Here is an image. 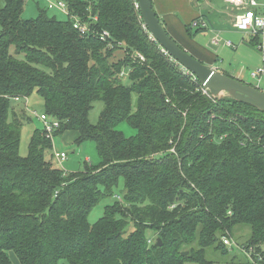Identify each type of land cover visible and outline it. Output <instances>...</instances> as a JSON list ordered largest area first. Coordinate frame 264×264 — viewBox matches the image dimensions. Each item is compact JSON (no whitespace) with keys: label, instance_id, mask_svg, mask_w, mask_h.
Returning <instances> with one entry per match:
<instances>
[{"label":"trees","instance_id":"trees-1","mask_svg":"<svg viewBox=\"0 0 264 264\" xmlns=\"http://www.w3.org/2000/svg\"><path fill=\"white\" fill-rule=\"evenodd\" d=\"M65 1L88 32L0 0V264H14L11 252L20 264H211L206 249L228 254L222 240L236 226L250 227L242 244L264 253V112L206 94L144 27L137 0ZM201 18L192 36L208 28H192ZM33 93L60 120L57 135L97 144V170L57 167L39 129L20 154L30 111L11 100ZM106 198L116 199L91 222Z\"/></svg>","mask_w":264,"mask_h":264},{"label":"rangeland","instance_id":"rangeland-1","mask_svg":"<svg viewBox=\"0 0 264 264\" xmlns=\"http://www.w3.org/2000/svg\"><path fill=\"white\" fill-rule=\"evenodd\" d=\"M206 1H208L212 7L215 9L216 17L213 18L217 23H223L222 28L219 29L221 32L219 34L224 41L230 40L235 46H216L211 43L212 38L216 35L212 32V24L209 22V13L206 15ZM222 0H201V8L204 11L206 19H200L201 22L204 20L209 24L205 31L195 33L197 40L206 48L214 52L218 59L214 62L215 68L221 69L226 72H232L236 77H243V81L250 83L251 72L255 68L262 64L261 55L255 47V42L252 40L251 36L233 29L228 24V17L225 14H220L223 12ZM49 0H32L26 2L22 16L24 18H35L39 15L41 10H45L50 17H57L59 20H66V16L62 14L56 8H48ZM217 10V11H216ZM208 11H210L208 9ZM219 12V13H218ZM195 30V29H194ZM189 52V51H188ZM192 54V53H191ZM194 56V54H192ZM196 57V56H194ZM199 59V58H197ZM202 61V60H201ZM205 63V62H203ZM261 88H264V80L261 82ZM205 92V91H204ZM208 94L207 92H205ZM27 103L30 109H36L39 113L45 112L43 102L37 97L36 93H33L26 99H21L20 101L11 100V109L15 111L23 112L24 104ZM102 110V103H97L95 108L90 114V119L96 121L99 118L100 111ZM125 133L130 134L132 129L128 124L121 125ZM39 129L43 130V123L37 117L28 113V119L24 122L21 135L20 144V154L27 156L29 153V144L34 132ZM55 137L54 142V153L55 152H65L67 158L65 160H59L54 156L53 161L57 167L66 172H93L98 169L101 163V156L99 154L97 144L92 140H87L81 144H77L78 132L74 130L64 131ZM89 158L90 161H87ZM87 162L93 167H88ZM84 174V173H83ZM122 185L120 188L116 189V195L121 196ZM116 198H106L101 203H99L90 213L89 220L95 222L102 216L104 208L107 204L113 202ZM242 227V228H241ZM227 235V234H226ZM234 235V236H233ZM233 237L236 242L242 247V243L247 241L251 235V229L248 226H236L233 230ZM214 244L206 249L205 257L211 264H249L248 255L243 251L238 245L230 247L228 254H223L221 251V246L216 247ZM190 248V247H187ZM264 248V247H263ZM11 259L14 264H20L19 258L14 252H11Z\"/></svg>","mask_w":264,"mask_h":264},{"label":"built area","instance_id":"built-area-1","mask_svg":"<svg viewBox=\"0 0 264 264\" xmlns=\"http://www.w3.org/2000/svg\"><path fill=\"white\" fill-rule=\"evenodd\" d=\"M25 1L28 2L32 0ZM222 1L227 6V8L232 13H234V21L232 23L234 29L250 35L252 40L255 42V47L261 55L262 64L252 70V80L249 84H252L256 88L264 91V88H261V82L264 80V0ZM135 4L136 8L139 10L137 1L135 2ZM48 8H56L62 14L70 18L74 28L79 29L84 33L89 31L90 27L88 22L83 21V19L79 15L73 14L65 0H49ZM92 18L95 20L97 19L96 16ZM191 26L192 28H199L202 26L207 27V23L204 20L202 22L201 20H197L194 21ZM144 27L146 28L145 25ZM109 35L110 33L107 30L100 32V37L102 39H107ZM211 43L216 46H235L230 40L224 41V39L219 34H216L212 38ZM132 57L142 62L146 60L145 56L138 51L134 52L132 54ZM120 75L121 77L126 78L128 72L123 70ZM237 78L243 80L242 75L241 77ZM204 91L206 92V90ZM26 107L32 115L37 116L43 122V132L45 137L55 142V137L57 136L62 126L60 120L50 117L45 112L39 113L36 109H30L27 105ZM55 156L61 161L67 158V154L65 152H55ZM87 161H90L89 158H87ZM118 198L122 199V196H118ZM222 242L228 248L233 247L234 245H238L248 255L249 264H264V253L257 251L254 247L246 248L244 245H242L241 247L231 236H224Z\"/></svg>","mask_w":264,"mask_h":264},{"label":"water","instance_id":"water-1","mask_svg":"<svg viewBox=\"0 0 264 264\" xmlns=\"http://www.w3.org/2000/svg\"><path fill=\"white\" fill-rule=\"evenodd\" d=\"M144 25L163 51L193 74L214 99L230 98L264 112V91L252 84L203 63L183 48L166 30L152 0H137ZM158 244L162 240L158 239Z\"/></svg>","mask_w":264,"mask_h":264},{"label":"crops","instance_id":"crops-1","mask_svg":"<svg viewBox=\"0 0 264 264\" xmlns=\"http://www.w3.org/2000/svg\"><path fill=\"white\" fill-rule=\"evenodd\" d=\"M154 8L159 16L161 22L165 26L168 33L187 51L194 54L196 58L202 60L210 66H214V62L217 58L214 52H211L208 48L204 47L198 40L197 37L189 34L187 27L191 22L199 16L204 19L205 14L201 8V0H152ZM206 1V15L209 13V22L212 24V32L220 33L219 29H223V23H217L213 18L216 17L215 9L212 5ZM223 12L228 17V24L233 27L234 13H232L227 6L222 2ZM208 9L210 11H208ZM217 11V10H216ZM219 13V12H218ZM221 46V45H219ZM224 46V45H222ZM226 47V46H224ZM221 70V69H220ZM226 72V71H224ZM228 73V72H227ZM229 74L234 75L231 71Z\"/></svg>","mask_w":264,"mask_h":264}]
</instances>
